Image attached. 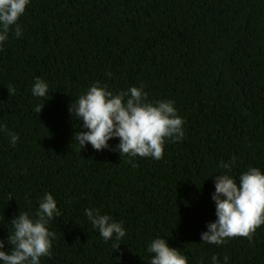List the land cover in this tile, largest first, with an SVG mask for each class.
Here are the masks:
<instances>
[{
  "label": "trees",
  "instance_id": "1",
  "mask_svg": "<svg viewBox=\"0 0 264 264\" xmlns=\"http://www.w3.org/2000/svg\"><path fill=\"white\" fill-rule=\"evenodd\" d=\"M18 22L24 35L0 48V239L48 192L62 215L48 225L54 239L41 264H149L146 245L157 236L187 264L213 255L264 264V225L251 243L200 240L215 219L219 162H231L234 177L264 171V0H31ZM35 77L48 82L46 98L31 95ZM97 81L173 100L183 140L166 143L160 160L80 151L68 105ZM7 130L19 134L15 146ZM87 207L122 222L125 237L105 242Z\"/></svg>",
  "mask_w": 264,
  "mask_h": 264
},
{
  "label": "clouds",
  "instance_id": "2",
  "mask_svg": "<svg viewBox=\"0 0 264 264\" xmlns=\"http://www.w3.org/2000/svg\"><path fill=\"white\" fill-rule=\"evenodd\" d=\"M31 0H0V48L10 37L24 35L18 22ZM49 84L35 77L31 95L46 98ZM8 93H14L9 87ZM44 103L33 106L39 116ZM70 116L78 123L73 140L81 151L90 145L96 151L112 150L126 155L129 162L137 156L160 160L166 143L181 142L185 136L184 120L178 115L175 102L170 99L149 100L143 87L132 86L127 90H110L98 81L93 82L68 105ZM0 131L5 126L0 124ZM9 143L15 146L19 134L7 130ZM118 139L113 148L109 141ZM218 167L223 170L210 178L214 183L211 200L215 205V219L205 224L200 233L204 244L220 246L235 237H247L264 225V171L248 166L238 177L230 175L231 162L221 160ZM9 199H12L10 196ZM62 212L51 193L45 192L38 199L34 214L27 211L15 215L9 222L11 232L0 239V264H41L42 257L51 255L54 233L49 223ZM84 215L105 241L121 240L126 235L122 222L114 220L100 209L87 207ZM120 244H115L116 249ZM7 246V247H6ZM150 254L149 264H187V257L179 248L169 246L167 239L157 236L146 245ZM211 264H229V257L211 256Z\"/></svg>",
  "mask_w": 264,
  "mask_h": 264
}]
</instances>
